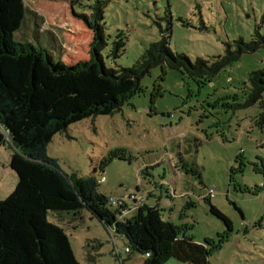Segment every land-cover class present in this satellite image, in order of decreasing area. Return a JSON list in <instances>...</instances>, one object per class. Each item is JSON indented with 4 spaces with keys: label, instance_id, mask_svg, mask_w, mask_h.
<instances>
[{
    "label": "rangeland",
    "instance_id": "rangeland-1",
    "mask_svg": "<svg viewBox=\"0 0 264 264\" xmlns=\"http://www.w3.org/2000/svg\"><path fill=\"white\" fill-rule=\"evenodd\" d=\"M71 1L25 0L27 12L14 40L44 48L56 60L58 46L71 63L85 60L92 32L78 16H90L97 2L104 3L107 67H130L162 35L170 37L173 53L191 61H211L223 55L227 42L248 41L255 30L264 36V0ZM115 47H121L117 58H106ZM263 65L264 50H258L212 78L153 69L120 111L70 125L52 138L46 155L66 174L104 177L98 192L105 197L138 186L145 206H156L162 220L205 246L209 264H264V116L257 105L242 107L247 75ZM119 150L130 155L129 163L113 161L98 170L102 159ZM11 154L0 148V201L17 183ZM153 163L149 175L141 172ZM184 191L188 195L181 198ZM208 191L211 205L231 223L230 232L209 213L203 201ZM59 215L47 219L64 230L80 264H116L110 232L96 217L85 210ZM115 243L124 249L118 237ZM121 258L142 264L145 257L123 252Z\"/></svg>",
    "mask_w": 264,
    "mask_h": 264
},
{
    "label": "trees",
    "instance_id": "trees-1",
    "mask_svg": "<svg viewBox=\"0 0 264 264\" xmlns=\"http://www.w3.org/2000/svg\"><path fill=\"white\" fill-rule=\"evenodd\" d=\"M103 4L97 2L90 16H78L92 38L88 58L71 63L59 46L56 60L44 48L16 42L14 34L27 12L25 0H0V148L12 150L9 168L17 177L14 190L0 201V264H80L64 230L47 217L49 213L60 216L84 210L113 230L114 238L125 243L126 254L145 257L142 264H209L205 246L162 220L156 206L143 205L132 216L119 220L107 204L108 197L98 192L94 176L62 172L46 155V148L70 125L120 111L140 93L141 80L153 69L179 71L194 79L212 78L243 55L264 50V36L255 30L248 41L227 42L223 55L211 61H191L173 53L170 37L162 35L130 67L112 68L106 66L102 55L107 46L100 23ZM120 49L115 47L106 58L115 60ZM246 86L242 107L257 105L263 117L264 65L247 75ZM130 159L125 150L115 151L100 161L98 170L102 172L110 162L129 163ZM151 166L143 165L141 172L149 175ZM135 193H139L137 189ZM210 198H203L209 213L230 232L231 223L211 205ZM87 261L91 263L92 258L88 256Z\"/></svg>",
    "mask_w": 264,
    "mask_h": 264
},
{
    "label": "built area",
    "instance_id": "built-area-1",
    "mask_svg": "<svg viewBox=\"0 0 264 264\" xmlns=\"http://www.w3.org/2000/svg\"><path fill=\"white\" fill-rule=\"evenodd\" d=\"M105 181L104 177L97 180L98 184H102ZM211 191H208V195L212 196ZM107 204L113 209L117 210L116 216L119 220H123L126 215L134 214V212L141 206L144 205V197L140 193H127L121 197H108ZM116 212V211H115ZM111 240L114 247L113 252L116 264H123V260L120 257V253H128V249L124 247L122 250H118L113 236V230H110ZM121 240V239H120ZM148 255H146L147 257Z\"/></svg>",
    "mask_w": 264,
    "mask_h": 264
},
{
    "label": "crops",
    "instance_id": "crops-1",
    "mask_svg": "<svg viewBox=\"0 0 264 264\" xmlns=\"http://www.w3.org/2000/svg\"><path fill=\"white\" fill-rule=\"evenodd\" d=\"M151 165H154V163L153 164H151ZM163 182V185L165 184V181H162ZM158 185H159V183H158ZM161 186V185H160ZM165 186V185H164ZM137 188L139 189V187L137 186ZM138 189H137V191H138ZM188 195V193L187 192H183V193H180V197L181 198H185L186 196ZM191 204H192V202H190ZM151 207V206H150ZM121 253H123V252H121ZM121 253H120V257H121ZM126 254V253H125ZM122 259V258H121ZM123 260V264H124V262H126L128 259H122Z\"/></svg>",
    "mask_w": 264,
    "mask_h": 264
}]
</instances>
